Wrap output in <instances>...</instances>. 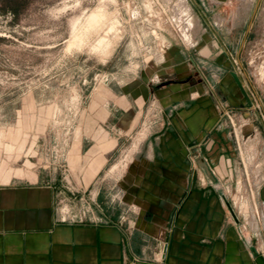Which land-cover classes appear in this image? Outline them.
<instances>
[{
    "label": "rangeland",
    "instance_id": "1",
    "mask_svg": "<svg viewBox=\"0 0 264 264\" xmlns=\"http://www.w3.org/2000/svg\"><path fill=\"white\" fill-rule=\"evenodd\" d=\"M182 1L0 0V185H51L68 220L134 214L123 188L137 180L126 176L162 131L152 96L162 64H146L165 46H194L200 37L195 46H233V57L242 46L239 63L217 71H240L245 92L238 111L225 107L227 136L248 170L264 167V0H226L215 24L208 13L193 19ZM124 112L125 125H116ZM236 201L251 213L246 199Z\"/></svg>",
    "mask_w": 264,
    "mask_h": 264
},
{
    "label": "crops",
    "instance_id": "2",
    "mask_svg": "<svg viewBox=\"0 0 264 264\" xmlns=\"http://www.w3.org/2000/svg\"><path fill=\"white\" fill-rule=\"evenodd\" d=\"M185 1L193 19L206 20L208 13L213 24L226 2ZM201 40L190 48L165 46L146 64H162L152 75L160 82L152 96L161 106L162 131L147 140L145 153L131 162L136 173L126 176L137 180L123 186L125 209L134 214L68 220L51 185H0V264H157L153 258L161 252L159 264L264 261V167L248 170L239 144L227 136L225 107L238 111L244 93L234 90L233 71L219 75L239 63L242 46L233 57V46H195ZM128 114L117 113L115 124L124 126ZM101 146L111 151L108 142ZM237 198L247 200L251 213L236 208Z\"/></svg>",
    "mask_w": 264,
    "mask_h": 264
},
{
    "label": "water",
    "instance_id": "3",
    "mask_svg": "<svg viewBox=\"0 0 264 264\" xmlns=\"http://www.w3.org/2000/svg\"><path fill=\"white\" fill-rule=\"evenodd\" d=\"M231 75L233 76L235 82L240 86L242 92H243L244 95H245V92H244V90H243L242 87H241V83H240V81H239V79H238L236 73H235V72H231ZM256 262H257V264H264V261H263V259H262L261 257H258L257 260H256Z\"/></svg>",
    "mask_w": 264,
    "mask_h": 264
},
{
    "label": "bare ground",
    "instance_id": "4",
    "mask_svg": "<svg viewBox=\"0 0 264 264\" xmlns=\"http://www.w3.org/2000/svg\"><path fill=\"white\" fill-rule=\"evenodd\" d=\"M184 2H185V1H184ZM184 2L182 1L181 4H180V6H181V8H182L181 10H185L186 8H188V7H186V4H184ZM180 6H179V7H180ZM183 12H184V11H183ZM182 14H183V13H181L179 17H181ZM184 14H185V12H184ZM184 14H183V15H184ZM189 17H190V16H189ZM183 30H184V29H183Z\"/></svg>",
    "mask_w": 264,
    "mask_h": 264
},
{
    "label": "built area",
    "instance_id": "5",
    "mask_svg": "<svg viewBox=\"0 0 264 264\" xmlns=\"http://www.w3.org/2000/svg\"><path fill=\"white\" fill-rule=\"evenodd\" d=\"M229 116V115H228ZM256 213H258L257 211H256ZM163 257V252H161L160 254H159V259L160 258H162Z\"/></svg>",
    "mask_w": 264,
    "mask_h": 264
}]
</instances>
